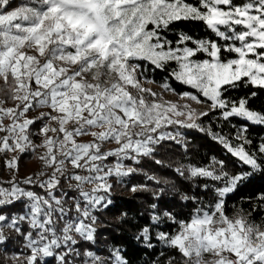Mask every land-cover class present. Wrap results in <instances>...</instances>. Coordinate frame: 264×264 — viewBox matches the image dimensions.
Returning <instances> with one entry per match:
<instances>
[{"label":"snow or ice","instance_id":"6c2138e0","mask_svg":"<svg viewBox=\"0 0 264 264\" xmlns=\"http://www.w3.org/2000/svg\"><path fill=\"white\" fill-rule=\"evenodd\" d=\"M11 4L12 0H0V80L4 82L0 86V152L43 147L40 159L52 171L22 181L40 187L43 195L21 187L15 176L8 187L0 182V243L8 239L6 226L24 235L30 250L26 264H47L44 258L53 256L59 264H76L81 256V264H127L119 249L106 261L91 250L81 253L78 247L82 241H95L94 212L112 203L109 177L135 172L123 161L139 163L161 141L176 139L164 131L167 125L200 127L189 105L146 99L145 93L154 98L159 94L143 87L140 66L134 61L147 60L159 68L174 61L178 65L172 72L175 79L199 90L212 102L211 109H226L224 118L237 116L264 125V111L252 109L247 98L234 102L223 96L239 82L264 89V0H199V4L30 0L15 8ZM181 20L202 21L217 39L180 33L173 44L161 36V29ZM198 53L207 58L194 59ZM224 53L235 56L225 59ZM164 87L171 90L168 84ZM182 96L203 102L188 92ZM43 108L48 111L28 117L30 111ZM181 116L186 119L174 118ZM37 120L47 121L40 129L44 139L39 146L32 144L28 131ZM246 131V127L240 129L238 138L243 142L236 147L226 138L221 137V142L244 164L260 170L264 159L245 149L251 143L242 135ZM85 136L92 139H80ZM109 144L115 147L105 150ZM259 153L264 156V144ZM110 157L116 163L106 164ZM17 161L18 156H13L6 166L16 169ZM215 163L219 172L214 166L190 167L192 176L225 182L217 189L221 199L214 209H197L189 221L179 222L177 233L158 236L179 250L184 264H264V228L247 216L230 218L224 212L222 197L249 174L229 176L223 170L224 161ZM62 179L76 182L68 184L74 194L61 187ZM132 190L137 191V186ZM17 202L22 214H5ZM165 215L171 218L170 213ZM21 224L27 225L23 232ZM141 237L150 241L149 227L137 239ZM166 264H174V258Z\"/></svg>","mask_w":264,"mask_h":264},{"label":"trees","instance_id":"16d2710c","mask_svg":"<svg viewBox=\"0 0 264 264\" xmlns=\"http://www.w3.org/2000/svg\"><path fill=\"white\" fill-rule=\"evenodd\" d=\"M187 2L199 4V0H187ZM180 33H186L194 39H217L202 21L197 20L177 21L169 25L167 29H161L160 32L162 37L172 41L173 44L178 40ZM234 56L235 53H224L225 59H231ZM205 58L207 56L203 53H198L194 57L198 60ZM135 63L140 66L139 76L142 79L160 86L168 84L177 94L188 92L197 96L200 101L210 103V100L204 97L199 90L175 79L172 72L178 67L176 62H169L163 68L156 67L147 60H136ZM0 86H4L2 80H0ZM253 92L256 93L255 96H252ZM223 96L228 101L234 102L247 98L252 109L264 111V89L250 83L239 82L236 87H228L223 92ZM8 104L12 102L8 101ZM225 110L216 108L200 117L198 123L200 127L181 128L178 125H171L173 131L183 138L164 141L165 148L158 151L156 149L151 156L135 163L136 171L124 178L118 179L112 176L110 180L112 188L109 195L112 203L107 208L94 212L97 217L95 241H82L78 246L81 253L91 250L110 260L113 251L119 249L127 264H154V262L155 264H166L172 258H174V263L179 262L182 254L177 248L170 247L161 241L158 234L164 232L173 235L180 230L179 222L189 221L196 214L197 209L204 211L214 209L215 204L221 199L217 189L223 188L225 182L209 177L192 176L190 167L214 166L219 172V165L215 163L217 161H224L223 170L229 176L249 174L237 184L232 192L222 197L225 214L234 216L244 213L250 222L264 226V199H261V196H264V167L260 170H253L229 151L220 139L221 137L226 138L233 146H238L243 142L238 138V133L242 127H246L247 131L242 135L251 143L245 144V148L256 153L258 158L264 159V156L259 153L260 145L264 144V125L253 124L237 116L224 118ZM201 128L205 130L201 131ZM169 151L172 152L171 156L168 155ZM38 155L40 154L21 155L18 170L14 174L16 180L21 182V187L43 195L44 190L37 185L22 183L34 172L26 174L20 170L24 161L37 163V170L43 169L44 165L38 160ZM152 177L155 179H151ZM69 183L70 181L62 179L61 187L72 195L74 193L68 188ZM134 186H137V191L132 190ZM153 205L155 208L152 207ZM21 208L22 205L17 202L8 206L5 211L10 215L16 213L18 215L22 214ZM165 213H170L171 218ZM154 215L159 217L158 221L152 219ZM21 225L23 232L27 229V225ZM145 227L150 228L151 239L148 243L151 247L143 237L137 239ZM10 237L4 243H0V264H26V262L18 261L8 262L6 259V253L23 252L22 245H19L24 244V235L20 234L17 237V240H21L20 243H16ZM81 259H83L82 256L77 257L76 262ZM45 262L59 264L57 256L50 257Z\"/></svg>","mask_w":264,"mask_h":264},{"label":"rangeland","instance_id":"374dc122","mask_svg":"<svg viewBox=\"0 0 264 264\" xmlns=\"http://www.w3.org/2000/svg\"><path fill=\"white\" fill-rule=\"evenodd\" d=\"M28 3H30V0H12L11 7L15 8V7H19L21 5L28 4ZM138 76H139V71H138ZM139 78H140L141 83H142L144 88H150V89H152V91H154V92L159 94V96L157 98H154V97H151L149 94L145 93L146 99H148V100L157 99L158 102L159 101H164V102H169L170 101L172 103H176V104L181 105V106L189 105L190 109L193 111L194 117H196V119H195L196 124L199 123V118L202 117L200 115L201 112L209 113V112H211L213 110L210 107L211 103H212L211 101H210V103L197 102V100H192L190 98L183 97L182 94H177L174 91L168 90L164 86H160V85H158V84H156V83H154L152 81L144 80L140 76H139ZM11 105L12 104H7V106H11ZM183 110L187 111L188 109H183ZM40 111H48V109L47 108L35 109V110L30 111L27 115H28L29 118H33V117L38 116ZM174 118L181 119V120H185L186 119V117H184V116L174 117ZM6 123H7V121H6ZM44 123H47V121L46 120H37L35 124L29 126L28 131H29L30 139H31L33 145H37V146L41 145L44 137L40 134V129L44 125ZM253 124H255V123H253ZM171 125H177V124H171ZM171 125H167L166 128L164 129V131H167V132L171 133L176 138H178V137H182L183 138V136L177 135V133H175L173 131V129L170 127ZM178 126H180L181 128L185 127L183 125H178ZM49 135H52V134L49 133ZM80 139L83 140V141H89V140L92 139V137L85 136V137H81ZM166 140H168V139H165V140L161 141V143L156 146L157 151L161 150L162 148H165L166 145H164V141H166ZM112 147H115V145L114 144L106 145L105 150H107L108 148H112ZM233 147H236V146H233ZM44 151H45V149L43 147H36L35 150L29 148L23 153H20L19 151L15 152V153H13V152H0V182H3V186L8 187L9 185H8L7 182L10 181L13 178V176H15V178H16V175L14 173H16L17 170H18V165H19V160H20V156L21 155L38 153V154H40V155H38V160L42 161V160H40V157L44 153ZM168 153H169L168 154L169 156L172 155L171 151H169ZM13 156H18L17 168L16 169L9 168V167L6 166V161L10 160ZM144 158L145 157L142 156V157H140V160H143ZM35 162H37V161L35 160ZM105 163L109 164V165H112V164L116 163V158L115 157H110L108 160L105 161ZM42 164L44 165L43 161H42ZM123 164L126 167L135 168V166H134L135 162L130 160V159L129 160H124ZM69 168H71L70 165H69ZM20 170H22V172H24L26 174H30L29 172L33 171L34 173L32 175L30 174L29 176H35L36 174L40 173L41 171H44V172H51L52 171L51 168H47V167H45V165H44L43 169H40V170L38 169L37 170V163L30 162V161H24L23 162V166H22V168ZM124 177L125 176H121V177H117V178L118 179H122ZM111 179H112V177H109V182H110ZM70 183L75 184L76 182L74 180H72V181H70ZM5 214H7L6 211H5ZM13 215H17V213L13 214ZM237 215L247 216L244 213H238V214H236L234 216H229V217L230 218H234ZM20 227H22V225H20ZM261 227L264 228V226H261ZM4 235L6 237L11 236L10 238H13L16 241V243H20V241H21V240L20 241L17 240V237L20 236V234L16 233L13 229L8 228L6 226L4 227ZM4 242H2V243H4ZM21 245L23 247V252H14L12 254H8V253L5 254L6 255V259L8 260V262H15V261H18L20 263L26 262L25 258L28 255H30V250L25 247V241H24V244H20L19 246H21ZM49 258L50 257L44 258V261H47ZM103 258H105L106 261L109 260L108 257H103ZM57 259H58V257H57ZM205 259H208V257L206 256ZM81 261H82V259L78 260L76 262V264H81ZM174 264H184V258L182 257L179 262L174 263Z\"/></svg>","mask_w":264,"mask_h":264}]
</instances>
